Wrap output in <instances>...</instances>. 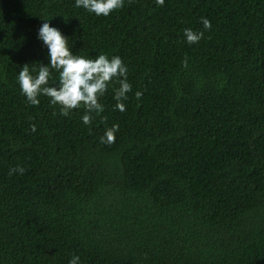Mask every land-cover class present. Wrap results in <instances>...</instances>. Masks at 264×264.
Listing matches in <instances>:
<instances>
[{
    "label": "trees",
    "instance_id": "obj_1",
    "mask_svg": "<svg viewBox=\"0 0 264 264\" xmlns=\"http://www.w3.org/2000/svg\"><path fill=\"white\" fill-rule=\"evenodd\" d=\"M41 18L73 53L123 59L126 111L111 86L90 128L82 108L27 102L19 70L49 63ZM186 28L204 37L189 45ZM114 124L115 143H101ZM74 255L264 264V0H124L107 17L75 0H0V264Z\"/></svg>",
    "mask_w": 264,
    "mask_h": 264
},
{
    "label": "clouds",
    "instance_id": "obj_2",
    "mask_svg": "<svg viewBox=\"0 0 264 264\" xmlns=\"http://www.w3.org/2000/svg\"><path fill=\"white\" fill-rule=\"evenodd\" d=\"M156 3L158 6H163L165 0H156ZM123 6L124 0H75L76 8H83L97 17H107ZM41 19L45 22L38 29V39L47 48L49 63L45 65L39 62L38 69H30L29 64L26 63L19 70L17 83L27 102L38 106L39 97L45 96L52 106L58 107L59 115L63 117H68L73 111L82 108L84 110L82 122L90 128L94 119L93 113L100 116L104 112V105L100 101L111 86L116 101L114 110L126 111L123 101L128 99L132 85L128 82V68L123 59L118 55L109 57L103 53L95 58L73 53L72 48L69 47L68 37L60 29L51 26L47 22L50 19ZM201 23L204 29L211 30L209 19L201 17ZM184 37L189 45L197 44L204 37V32L186 28ZM182 63L187 67V57ZM53 72L56 73V78L50 84V80H53ZM142 95L140 91L135 93L136 99H140ZM56 114L54 111L53 115ZM106 121L107 117H104L102 122L106 123ZM31 130L36 131L35 124L31 125ZM118 131V124L106 128L100 142L109 145L115 143V134ZM24 171L22 166L17 165L9 171V175L16 172L23 174ZM79 262L80 257L75 255L69 260V264H79Z\"/></svg>",
    "mask_w": 264,
    "mask_h": 264
}]
</instances>
